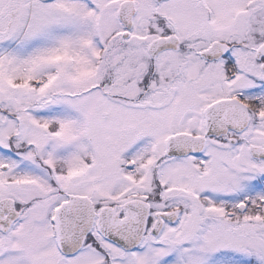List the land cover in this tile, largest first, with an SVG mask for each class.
<instances>
[{
  "label": "snow or ice",
  "instance_id": "1",
  "mask_svg": "<svg viewBox=\"0 0 264 264\" xmlns=\"http://www.w3.org/2000/svg\"><path fill=\"white\" fill-rule=\"evenodd\" d=\"M0 264H264V0H0Z\"/></svg>",
  "mask_w": 264,
  "mask_h": 264
}]
</instances>
